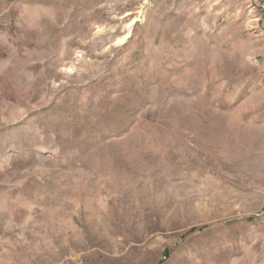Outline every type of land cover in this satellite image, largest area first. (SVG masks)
I'll return each instance as SVG.
<instances>
[{
	"label": "rangeland",
	"instance_id": "rangeland-1",
	"mask_svg": "<svg viewBox=\"0 0 264 264\" xmlns=\"http://www.w3.org/2000/svg\"><path fill=\"white\" fill-rule=\"evenodd\" d=\"M262 130L264 0H0V264H264Z\"/></svg>",
	"mask_w": 264,
	"mask_h": 264
},
{
	"label": "bare ground",
	"instance_id": "bare-ground-1",
	"mask_svg": "<svg viewBox=\"0 0 264 264\" xmlns=\"http://www.w3.org/2000/svg\"><path fill=\"white\" fill-rule=\"evenodd\" d=\"M255 127V126H254ZM253 126H250V127H246V133H247V139H252V138H257V137H253L254 135H258V131L256 130V128H254ZM258 128V127H257ZM264 131V130H262ZM261 131V132H262ZM257 132V133H256ZM260 132V131H259ZM254 134V135H253ZM258 138H264V135L263 136H258Z\"/></svg>",
	"mask_w": 264,
	"mask_h": 264
}]
</instances>
